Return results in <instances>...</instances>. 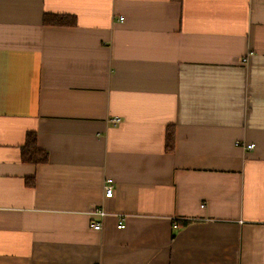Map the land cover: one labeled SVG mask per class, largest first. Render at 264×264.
Instances as JSON below:
<instances>
[{
	"label": "crops",
	"instance_id": "1",
	"mask_svg": "<svg viewBox=\"0 0 264 264\" xmlns=\"http://www.w3.org/2000/svg\"><path fill=\"white\" fill-rule=\"evenodd\" d=\"M0 264H264V0H0Z\"/></svg>",
	"mask_w": 264,
	"mask_h": 264
},
{
	"label": "trees",
	"instance_id": "2",
	"mask_svg": "<svg viewBox=\"0 0 264 264\" xmlns=\"http://www.w3.org/2000/svg\"><path fill=\"white\" fill-rule=\"evenodd\" d=\"M181 1V0H176ZM44 22L51 25H74L75 21L70 17L48 16L44 17ZM166 150L170 153L174 152L175 147V129L169 128L166 137ZM22 161L25 163L39 164L48 161V155L39 150L36 135L30 134L27 137L25 146L22 149ZM31 184V183H30Z\"/></svg>",
	"mask_w": 264,
	"mask_h": 264
},
{
	"label": "built area",
	"instance_id": "3",
	"mask_svg": "<svg viewBox=\"0 0 264 264\" xmlns=\"http://www.w3.org/2000/svg\"><path fill=\"white\" fill-rule=\"evenodd\" d=\"M120 21H123V18H120ZM120 123V120L118 118L112 119L111 124L112 125H117ZM248 150H253L254 145H250L246 147ZM104 189V198L106 200H110L114 197L115 192H114V186L113 182L111 180H107L103 186ZM91 215V227L95 231H101L102 230V223L103 220L109 215V212L105 210L104 207H97L93 209L90 212ZM118 225L117 227L119 229H122L124 227V216L123 215H118Z\"/></svg>",
	"mask_w": 264,
	"mask_h": 264
}]
</instances>
